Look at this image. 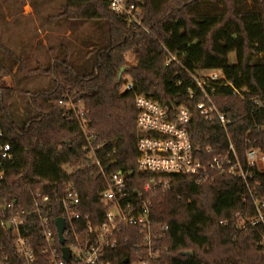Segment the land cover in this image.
I'll list each match as a JSON object with an SVG mask.
<instances>
[{
  "label": "trees",
  "instance_id": "16d2710c",
  "mask_svg": "<svg viewBox=\"0 0 264 264\" xmlns=\"http://www.w3.org/2000/svg\"><path fill=\"white\" fill-rule=\"evenodd\" d=\"M4 17L0 11V20ZM56 17L58 30L68 24L70 49L59 44L54 58L47 50L45 67L35 63L29 70L24 58L2 46L0 39V131L12 153L0 178V205L4 201L27 205L31 192L49 193L71 183L85 213L101 210L103 182L96 168L86 167L89 147H99L96 157L105 170H132L129 186L139 188L147 176L138 174L135 164L134 95L194 110L198 98L186 94L192 86L188 73L220 70L234 89L247 91L242 98L233 95L232 88L219 86L214 101L231 120L228 132L242 163L247 132L264 153V0H143L142 23L149 33L128 26L109 9L107 0H65ZM162 46L176 55L178 63L165 66ZM231 53L234 64L229 62ZM128 54L136 59L131 66L125 62ZM73 56H83L85 65L70 62ZM32 70L49 78L45 88L19 86L20 72ZM10 74L13 86H6L3 78ZM125 75L133 83L132 91L122 90ZM65 97L82 110L87 137L73 111L58 104ZM188 131L202 160L225 152V134L208 133L196 111ZM207 146L211 152L205 154ZM248 184L213 171L190 194V203L181 184L160 194L152 217L157 225H168L162 241L168 253L161 264H264V246L258 245L264 222L254 224L259 213L264 217V171H255Z\"/></svg>",
  "mask_w": 264,
  "mask_h": 264
},
{
  "label": "built area",
  "instance_id": "2783aa9c",
  "mask_svg": "<svg viewBox=\"0 0 264 264\" xmlns=\"http://www.w3.org/2000/svg\"><path fill=\"white\" fill-rule=\"evenodd\" d=\"M107 3L128 26H139L149 33L142 23L143 0H107ZM161 48L165 66L178 63L175 54ZM205 71L208 75L204 77L197 72L188 73L192 86L186 89V94L191 99L198 98L194 110L184 104L168 106L144 94L134 95L138 131L135 164L137 173L147 176L139 188L129 186L132 170H105L96 157L99 147H89L85 148L86 167L96 168L103 182L99 192L101 210H95L92 215L85 213L81 195L71 183L49 193L33 191L27 205L4 201L0 205V264H161L162 257L168 253L162 244L168 225H157L152 217L154 200L160 194L181 184L190 203V194L196 193L213 171L240 178L249 187L252 174L264 171V153L253 145L247 132L242 163L228 132L231 120L214 101L219 86L232 88V94L242 98L247 91L234 89L220 70ZM122 90H133L128 76L123 78ZM250 100L259 104L254 98ZM58 104L73 111L87 137L82 110L70 97ZM195 111L207 123L208 133L223 132L227 139L225 152L210 160L199 158L198 149L192 145L188 128ZM3 139L0 131V178L5 175V163L12 159L10 144ZM204 152L210 153L211 147H205ZM176 180L179 181L175 183ZM58 218L65 224L63 244L55 225ZM263 222L264 217L259 213L254 224ZM258 245L264 246V233ZM63 247L68 248V260L63 257Z\"/></svg>",
  "mask_w": 264,
  "mask_h": 264
},
{
  "label": "rangeland",
  "instance_id": "374dc122",
  "mask_svg": "<svg viewBox=\"0 0 264 264\" xmlns=\"http://www.w3.org/2000/svg\"><path fill=\"white\" fill-rule=\"evenodd\" d=\"M64 2L65 0H0V11L5 15L0 20L1 44L9 51L24 58V62L28 63L27 68L29 70L34 69L37 64L45 67L49 63L46 58L47 50L54 58L58 56L59 44H64L66 51L70 49L68 46L70 38H68V32H65L68 24L59 28V30L55 27L56 21L59 19L56 16L60 13ZM43 27H49L50 29L45 31ZM27 55L28 58H25ZM29 56L31 57L30 62H28ZM85 60L83 56H73L70 57L69 61L84 66L85 63L83 62ZM125 62L127 66H131L136 63V59L128 54L125 56ZM229 62L231 64L235 63L234 53L229 55ZM12 74L14 73L12 72ZM12 74L3 78L6 86H13ZM197 75L204 77L208 75V72H197ZM17 78L20 81L19 86L21 88L26 87L29 90L36 87L45 88L49 83L47 76L34 70L25 74L20 72ZM18 110L20 114V111L23 112V107L20 106Z\"/></svg>",
  "mask_w": 264,
  "mask_h": 264
},
{
  "label": "water",
  "instance_id": "95a60500",
  "mask_svg": "<svg viewBox=\"0 0 264 264\" xmlns=\"http://www.w3.org/2000/svg\"><path fill=\"white\" fill-rule=\"evenodd\" d=\"M123 71H124V67H122L120 69L118 77H120L122 75ZM114 164H115V162L112 163V165H114ZM129 176H131V172L129 173ZM55 225H56V228H57L59 241H60L61 244H63L64 243V238H63L62 234H63L64 228H65L64 220L61 219V218L56 219ZM62 252H63V257L65 258V260H68V258H69L68 248L67 247H63L62 248ZM190 254H191V252H184L183 253V255H190Z\"/></svg>",
  "mask_w": 264,
  "mask_h": 264
},
{
  "label": "crops",
  "instance_id": "0c3cea01",
  "mask_svg": "<svg viewBox=\"0 0 264 264\" xmlns=\"http://www.w3.org/2000/svg\"><path fill=\"white\" fill-rule=\"evenodd\" d=\"M31 57L29 56V59H30ZM16 72V68L13 70V73H15Z\"/></svg>",
  "mask_w": 264,
  "mask_h": 264
}]
</instances>
